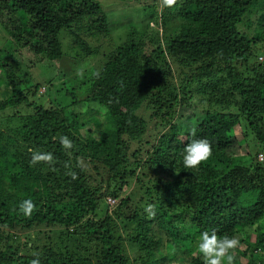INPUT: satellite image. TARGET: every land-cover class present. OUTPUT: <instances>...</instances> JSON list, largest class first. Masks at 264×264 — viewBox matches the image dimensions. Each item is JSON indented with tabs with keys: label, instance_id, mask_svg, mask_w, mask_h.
Wrapping results in <instances>:
<instances>
[{
	"label": "trees",
	"instance_id": "trees-1",
	"mask_svg": "<svg viewBox=\"0 0 264 264\" xmlns=\"http://www.w3.org/2000/svg\"><path fill=\"white\" fill-rule=\"evenodd\" d=\"M134 1L152 8L143 29L55 103L30 69L97 55L101 1L0 0V264H203L210 229L244 243L233 264H264V0ZM193 138L211 152L185 169Z\"/></svg>",
	"mask_w": 264,
	"mask_h": 264
},
{
	"label": "rangeland",
	"instance_id": "rangeland-1",
	"mask_svg": "<svg viewBox=\"0 0 264 264\" xmlns=\"http://www.w3.org/2000/svg\"><path fill=\"white\" fill-rule=\"evenodd\" d=\"M103 8L105 9L108 18H109V29H110V38L101 37L99 39L95 38H86L90 47L98 48L100 51L97 55L91 57H85L83 59L77 60L75 54L69 51V56L63 60H57L52 62L51 64H39V68L31 67L30 71L33 77L36 76L39 81L43 84L42 88H40L41 93H45L46 89L51 87V94L53 96L55 103H59L61 101H72L69 96L65 95V92L59 93L57 89H67L69 85H79L82 82L87 81L88 78L92 76V72L94 70L99 69L104 62L105 54H108L113 49H115L118 45H120L123 41L128 37V33L134 28L138 27V29L142 30L143 26L147 23V21L151 18L152 8H147L146 10L138 5L134 0H100ZM133 1V2H132ZM152 2L155 6L157 2H153V0H147L146 2ZM144 3V1L142 2ZM141 3V5H142ZM159 12L161 13V6L158 5ZM160 22V20H159ZM150 23V27L156 30H159L161 33L160 24H157L156 21L152 20ZM142 24V25H141ZM144 24V25H143ZM148 33H153V30H148ZM152 36V35H151ZM64 49L67 52V36L64 34L62 37ZM2 42V38L0 36V44ZM1 46V45H0ZM264 51L263 48L258 46L256 49V54L262 53ZM72 53V54H71ZM260 58L264 60V55ZM23 61L28 63L30 59H33L29 54H23ZM261 60V59H259ZM61 72V73H60ZM64 83H68L69 85H64ZM89 84V83H85ZM80 94L86 92V85L81 86L79 90ZM51 101V97L49 98V102ZM67 102V101H66ZM48 103V101H47ZM243 132H239L238 138L241 139L243 137ZM251 153H256L257 149L253 146L250 147ZM240 153H245V151L239 150ZM258 160L262 159V156H259ZM243 156V155H241ZM40 229V228H39ZM253 229H249L248 232L253 234ZM240 240V245L238 249L234 250V256H239L241 260H243V256L241 252L245 248L244 243L241 241L240 237H237ZM252 239L254 236L252 235ZM22 240V239H21ZM185 260V259H184ZM185 264H188L185 262Z\"/></svg>",
	"mask_w": 264,
	"mask_h": 264
},
{
	"label": "clouds",
	"instance_id": "clouds-1",
	"mask_svg": "<svg viewBox=\"0 0 264 264\" xmlns=\"http://www.w3.org/2000/svg\"><path fill=\"white\" fill-rule=\"evenodd\" d=\"M163 6L169 7L173 5L174 0H162ZM63 148L71 147V140L66 136L59 138ZM211 148L207 139L193 138L187 142L182 150L181 163L185 169H196L210 155ZM51 153L34 152L31 157L32 163L39 161L52 160ZM74 175V174H73ZM34 203L31 199H23L18 203V209L24 216H29L34 210ZM151 205L145 208L149 215H153L150 211ZM240 245V240L236 236L227 234L218 235L215 229L204 230L198 234L195 253L198 254L203 264H233L234 250ZM31 264H40L39 258L31 260Z\"/></svg>",
	"mask_w": 264,
	"mask_h": 264
}]
</instances>
